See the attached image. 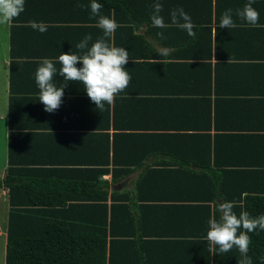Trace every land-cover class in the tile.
<instances>
[{
  "label": "crops",
  "instance_id": "obj_1",
  "mask_svg": "<svg viewBox=\"0 0 264 264\" xmlns=\"http://www.w3.org/2000/svg\"><path fill=\"white\" fill-rule=\"evenodd\" d=\"M167 1L159 0L163 28L150 20L154 0H134L123 9L126 13L114 17L111 11L117 27L110 43L128 51L124 68L131 79L103 109L89 101L82 84L59 74L54 83H68L59 108L47 113L37 106L34 72L42 58L59 69L61 52L79 53L75 45L85 34L92 37L89 45L102 35L96 18H90L89 3L25 0L24 11L0 25V179L8 165L9 135L16 162L53 170L94 164L107 137L109 160L117 152L115 161L121 165L116 169L131 172L109 188L110 194L125 196L127 206L112 214L109 264H208L210 249L203 236L208 218L215 210L220 214L222 199L192 202L190 197L200 192L209 198L208 191L183 181L144 182L137 190L142 171L163 170L176 161L171 167L181 171L238 174L242 188L261 189L264 183V0L252 2L258 13L253 24L236 15L249 0ZM176 8L190 16L192 35L170 22ZM226 9H232L234 23L219 28ZM31 21L43 22L46 31H37ZM169 153L177 160L167 158ZM182 161L194 164L179 166ZM8 209L2 187L1 264Z\"/></svg>",
  "mask_w": 264,
  "mask_h": 264
},
{
  "label": "trees",
  "instance_id": "obj_2",
  "mask_svg": "<svg viewBox=\"0 0 264 264\" xmlns=\"http://www.w3.org/2000/svg\"><path fill=\"white\" fill-rule=\"evenodd\" d=\"M79 1L89 3V0ZM132 1L134 0H100L103 7L99 10V15L109 17L111 11L113 17L124 14L127 11L123 9ZM167 3L177 4V0H168ZM198 3L204 2L198 0ZM41 105L37 103V106ZM101 136L104 137V134ZM156 136L153 135L151 140ZM102 145H105L104 150L94 164L85 161L81 167H72L81 169L53 170L50 167L44 169L45 165L28 167L16 162L10 156L12 136L9 135L8 165L4 177L0 179V188L7 189L9 205L4 264H109L112 214L118 207L127 210L123 202L125 196L112 195L109 188L111 183L126 178L131 172L116 169V165L120 164L115 161L117 152L114 151L112 160H109L107 137ZM69 148L74 149L72 145ZM87 148L91 151L92 145ZM64 150L69 149L59 151L61 153ZM166 156L170 160H177L175 154L169 153ZM188 163L194 164L182 161L179 166ZM166 165L163 170L147 169L139 173L136 189H141L144 182L151 181L195 183L198 185L196 190L200 192L203 188L199 187L202 185L208 191L209 198L200 192L199 196L190 197L192 202H210L221 198L222 203L232 202V210L237 215L242 211L247 212L250 217L264 214V183L261 189H247L241 187L240 180H237L238 174L233 172L210 169L181 171L174 169L176 166L171 167L177 165L176 161ZM260 175L264 180V171ZM104 176H109V179H104ZM219 215L215 210L212 218H218ZM249 237L247 256L252 259V264H260V257L264 256V230H254L249 233ZM206 244L208 246V241ZM210 253L211 250H208V264ZM241 260V253L235 248L220 253L212 249V264H241Z\"/></svg>",
  "mask_w": 264,
  "mask_h": 264
},
{
  "label": "clouds",
  "instance_id": "obj_3",
  "mask_svg": "<svg viewBox=\"0 0 264 264\" xmlns=\"http://www.w3.org/2000/svg\"><path fill=\"white\" fill-rule=\"evenodd\" d=\"M253 0H249L242 8L236 11V15L248 24L256 22L258 13L251 6ZM25 0H0V25L8 24L13 18L24 11ZM103 7L100 0H89L88 8L90 18H96L97 27L102 35L89 45L92 39L90 34H85L76 43L79 53L69 51L61 52L56 60L59 62L57 69L48 58H42L41 63L34 72V81L38 89V102L43 105V110L52 113L62 103L64 87H58L53 78L59 74L64 81H76L83 85V91L95 108L103 109L105 104H111L114 96L122 92L131 79L124 65L128 62V51L124 47L114 46L110 43L112 34L117 24L114 19L99 15ZM153 12L150 16L153 26L163 28L164 18L160 15L162 5L159 0H154ZM232 9H226L219 20V28L232 26ZM170 22L176 24L188 35H192V22L190 16L182 9L176 8L169 13ZM32 27L43 33L46 26L43 22H30ZM7 111L3 114V119ZM8 132V131H7ZM218 218L207 220V230L203 239L208 241L210 250L227 252L235 248L241 253V264H252V259L247 256L250 241L249 233L264 230V214L250 217L242 211L237 215L232 210V202H223L219 209ZM260 264H264V256L260 257Z\"/></svg>",
  "mask_w": 264,
  "mask_h": 264
},
{
  "label": "rangeland",
  "instance_id": "obj_4",
  "mask_svg": "<svg viewBox=\"0 0 264 264\" xmlns=\"http://www.w3.org/2000/svg\"><path fill=\"white\" fill-rule=\"evenodd\" d=\"M1 260H3V251H2V247L0 245V264H1Z\"/></svg>",
  "mask_w": 264,
  "mask_h": 264
}]
</instances>
